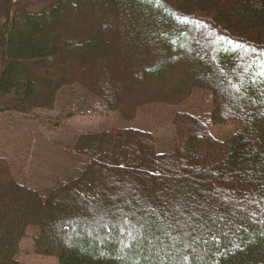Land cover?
<instances>
[{"label": "trees", "instance_id": "16d2710c", "mask_svg": "<svg viewBox=\"0 0 264 264\" xmlns=\"http://www.w3.org/2000/svg\"><path fill=\"white\" fill-rule=\"evenodd\" d=\"M23 1L0 0V97L21 114L52 111L76 86L125 123L80 134L72 173L44 194L0 157V264H24L16 256L29 228L34 253L56 264H264V0H49L38 10L19 9ZM74 3L92 4L88 22ZM204 32L218 40L211 61L197 47ZM196 89L209 93L210 124L238 127L219 139L180 110L163 152L132 125L137 109L180 106ZM99 156L146 173L145 191L156 193L118 205L95 177ZM90 177L99 203L85 202Z\"/></svg>", "mask_w": 264, "mask_h": 264}, {"label": "rangeland", "instance_id": "374dc122", "mask_svg": "<svg viewBox=\"0 0 264 264\" xmlns=\"http://www.w3.org/2000/svg\"><path fill=\"white\" fill-rule=\"evenodd\" d=\"M49 0H28L20 3L19 9L38 10ZM75 4V3H74ZM91 5L80 9L73 7L78 20L85 22L90 18ZM71 7V8H72ZM2 18L0 17V30ZM67 26H69L67 24ZM71 26H69L70 28ZM105 34L113 26L107 25ZM72 29V27H71ZM113 34V33H111ZM81 39L89 38L86 34L80 35ZM218 43L216 35L211 33L200 34L198 48L206 51V60L211 61V56H207ZM1 39H0V70L2 68ZM220 70V69H219ZM221 74L226 78V72L221 69ZM253 70L246 69L243 75L234 76V83L230 86L234 93H237L234 84L237 82L244 83L245 77ZM131 82V78H128ZM116 92V89L113 88ZM209 93L207 91L196 89L190 99L177 107H169L156 104L135 111L133 126L150 131L154 137L158 151H170L175 142V132L172 125V116L180 110L190 111L197 114L202 122L208 126L209 132L216 138H224L234 131L238 124L236 122H227L213 125L209 123L207 103ZM223 109L229 111L231 104H223ZM0 157H6L12 164L15 176L18 180L37 189L41 193H46L56 182L66 179L72 169L78 163L71 154V146L77 137L82 133L100 131L113 126L125 123L118 113L105 109L94 99L87 98L83 91L74 86L71 89H63L58 93L56 104L52 111L35 109L29 114H21L11 108V101L8 97H0ZM86 110L80 111V110ZM81 112V113H80ZM70 114V115H69ZM98 170L99 179L103 183L110 182V192L118 195V205H124L126 208L130 205L131 199H137L142 195L147 197L156 193L153 188L146 192L148 187L147 174L135 169L133 165H128L125 171H117L114 163H106L99 156ZM79 163V167H82ZM107 165V166H106ZM191 166H185L184 172L192 177ZM166 177L169 174H165ZM172 177V176H169ZM174 177V176H173ZM97 178L90 177L88 181L91 191L84 197L85 202L90 204L99 203L101 193L103 192L94 185ZM217 180V178H216ZM146 187V188H143ZM148 193V194H147ZM88 199V200H87ZM87 200V201H86ZM95 201V202H94ZM35 204V203H34ZM35 230L29 228L26 235L19 243L17 259L24 264H56V260L51 256L35 254L33 251V236ZM62 238V236L60 235Z\"/></svg>", "mask_w": 264, "mask_h": 264}]
</instances>
